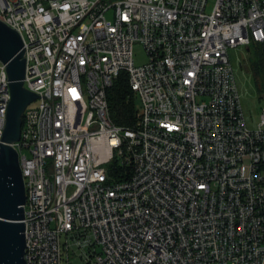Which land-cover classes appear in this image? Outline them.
Returning a JSON list of instances; mask_svg holds the SVG:
<instances>
[{
  "label": "built area",
  "instance_id": "2783aa9c",
  "mask_svg": "<svg viewBox=\"0 0 264 264\" xmlns=\"http://www.w3.org/2000/svg\"><path fill=\"white\" fill-rule=\"evenodd\" d=\"M0 21L41 96L10 144L25 264H264V103L249 127L228 57L264 49V0H0ZM122 73L132 127L109 114Z\"/></svg>",
  "mask_w": 264,
  "mask_h": 264
},
{
  "label": "water",
  "instance_id": "95a60500",
  "mask_svg": "<svg viewBox=\"0 0 264 264\" xmlns=\"http://www.w3.org/2000/svg\"><path fill=\"white\" fill-rule=\"evenodd\" d=\"M23 53L24 47L19 35L0 21V61L6 65L10 90L6 122L0 140V264H25V190L18 155L10 144L19 139L25 108L41 96L23 87ZM248 60L250 62L251 58Z\"/></svg>",
  "mask_w": 264,
  "mask_h": 264
},
{
  "label": "rangeland",
  "instance_id": "374dc122",
  "mask_svg": "<svg viewBox=\"0 0 264 264\" xmlns=\"http://www.w3.org/2000/svg\"><path fill=\"white\" fill-rule=\"evenodd\" d=\"M257 46L251 44L249 51L246 52L244 47H237L228 51L229 62L233 69L238 92L241 99L242 110L249 127H254L258 123L260 108L264 103V100L260 101L258 93L254 83L251 64L248 61L249 57L254 58V61H258L255 50ZM134 61L136 64H142L146 61L145 54L140 46L134 47ZM135 110L140 112L141 104L136 97ZM71 264H84L79 259H71Z\"/></svg>",
  "mask_w": 264,
  "mask_h": 264
},
{
  "label": "trees",
  "instance_id": "16d2710c",
  "mask_svg": "<svg viewBox=\"0 0 264 264\" xmlns=\"http://www.w3.org/2000/svg\"><path fill=\"white\" fill-rule=\"evenodd\" d=\"M258 61L251 58V71L260 101L264 100V52L263 49L255 50ZM249 61V60H248ZM136 96L128 85L125 73L115 80L112 87L107 91V100L111 121L121 127H132L136 123L135 110Z\"/></svg>",
  "mask_w": 264,
  "mask_h": 264
}]
</instances>
